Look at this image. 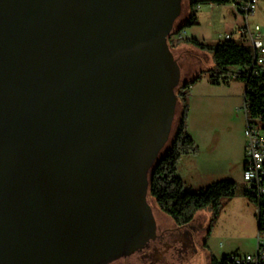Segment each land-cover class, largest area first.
Returning a JSON list of instances; mask_svg holds the SVG:
<instances>
[{"label": "water", "instance_id": "95a60500", "mask_svg": "<svg viewBox=\"0 0 264 264\" xmlns=\"http://www.w3.org/2000/svg\"><path fill=\"white\" fill-rule=\"evenodd\" d=\"M181 0H0V264H106L155 238Z\"/></svg>", "mask_w": 264, "mask_h": 264}, {"label": "rangeland", "instance_id": "374dc122", "mask_svg": "<svg viewBox=\"0 0 264 264\" xmlns=\"http://www.w3.org/2000/svg\"><path fill=\"white\" fill-rule=\"evenodd\" d=\"M239 2L228 0L220 4H200L196 9V24L185 28L188 37L209 44L220 41L226 32L243 24L237 13ZM185 8L186 0H181L180 13L174 23L181 20ZM249 21L251 26L259 24L264 33V0H257ZM173 57L180 69L178 85L212 64L211 54L188 44L175 48ZM230 71L225 79L220 78L217 82L204 71L191 85L186 100V131L193 138L197 151L179 158L176 174L182 179L186 191H197L211 182L227 179L235 182V194L221 200L219 214L207 236L212 214L209 208L200 209L191 223L177 228L147 198L156 223L155 238L106 264H210V255L220 258L225 254L254 252L256 210L244 194L246 185L242 177L245 154L244 84L234 78L235 67H231ZM177 113L178 105L175 117ZM174 120L164 148L170 142Z\"/></svg>", "mask_w": 264, "mask_h": 264}, {"label": "trees", "instance_id": "16d2710c", "mask_svg": "<svg viewBox=\"0 0 264 264\" xmlns=\"http://www.w3.org/2000/svg\"><path fill=\"white\" fill-rule=\"evenodd\" d=\"M228 0H186L185 13L179 22H173L171 31L167 36V44L173 54V50L180 44L190 45L202 52L211 54L212 64L208 68L200 69L194 76L181 82L176 90L178 105L177 116L169 144L162 148L148 175V195L153 205L164 215L169 217L175 227H183L191 223L195 214L202 208H209L212 212L206 236L210 232L212 222L217 218L221 200L232 197L235 194V182L227 179L211 182L206 187L197 191H186L182 179L177 176L176 169L179 158L182 155H192L197 151L193 138L186 131V118L188 113L187 95L191 85L197 81L206 71L217 82L225 79L230 68L240 69L233 74L234 78L244 84V97L249 116H259L264 119V73L253 74L248 67L253 57L252 48L235 39L220 40L209 44L189 37H175L186 27L196 24V9L200 4L225 3ZM175 21V20H174ZM174 37L173 39H170ZM173 124V122H172ZM171 132V131H170ZM169 140V137H168ZM167 140V141H168ZM167 143V142H166ZM164 149V150H163ZM244 194L251 203L258 207L255 214L257 231L264 233V195L256 200L245 189ZM230 254L220 258L210 255V264H234L229 258Z\"/></svg>", "mask_w": 264, "mask_h": 264}, {"label": "built area", "instance_id": "2783aa9c", "mask_svg": "<svg viewBox=\"0 0 264 264\" xmlns=\"http://www.w3.org/2000/svg\"><path fill=\"white\" fill-rule=\"evenodd\" d=\"M257 0H240L237 13L243 24L231 32H226L221 40L235 39L249 45L253 57L248 69L253 74L264 73V33L259 24L250 25V17L255 12ZM182 32V31H181ZM182 37L181 33L175 37ZM240 69H236V73ZM244 93V92H243ZM243 113L245 120V154L242 177L251 197L259 200L264 195V119L259 116H249L243 94ZM255 206V214L258 207ZM234 264H264V233L257 231L256 245L253 253L244 255L230 254Z\"/></svg>", "mask_w": 264, "mask_h": 264}, {"label": "crops", "instance_id": "0c3cea01", "mask_svg": "<svg viewBox=\"0 0 264 264\" xmlns=\"http://www.w3.org/2000/svg\"><path fill=\"white\" fill-rule=\"evenodd\" d=\"M252 16H253V15H252ZM181 36H182V37H188V35H187L185 29L181 32ZM243 92H244V91H243Z\"/></svg>", "mask_w": 264, "mask_h": 264}]
</instances>
